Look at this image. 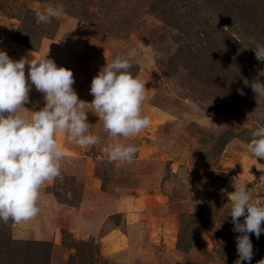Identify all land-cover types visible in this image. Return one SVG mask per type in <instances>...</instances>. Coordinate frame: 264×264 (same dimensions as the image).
Returning a JSON list of instances; mask_svg holds the SVG:
<instances>
[{
  "label": "rangeland",
  "instance_id": "obj_1",
  "mask_svg": "<svg viewBox=\"0 0 264 264\" xmlns=\"http://www.w3.org/2000/svg\"><path fill=\"white\" fill-rule=\"evenodd\" d=\"M50 5L65 15L37 24L35 12ZM257 43L264 0H0V50L13 60L47 55L73 72L84 101L94 99L91 81L107 62L133 53L130 71L145 83L142 115L151 121L112 138L89 109L99 141L79 151L57 133L61 178L41 186L35 218L0 222V264H233L240 234L221 189L243 183L253 203L264 202V160L246 147L264 124L252 114H264V97L250 86L264 81ZM43 106L33 85L24 107ZM116 143L138 148L131 163L109 161ZM249 235L254 254L242 264H257L264 233Z\"/></svg>",
  "mask_w": 264,
  "mask_h": 264
},
{
  "label": "clouds",
  "instance_id": "obj_2",
  "mask_svg": "<svg viewBox=\"0 0 264 264\" xmlns=\"http://www.w3.org/2000/svg\"><path fill=\"white\" fill-rule=\"evenodd\" d=\"M64 15L63 5H50L36 11L35 19L37 24L51 23L52 18ZM253 51L256 59L264 62V44L257 43ZM132 56L133 53L117 55L98 71L90 84L94 99L87 102L79 99L72 87L73 72L58 67L47 55L40 60H13L0 50V222H25L40 213L41 186L61 178L64 151L57 143V133L81 148L98 143L99 137L91 133L87 122V110L95 111L112 138L135 136L150 125V118L142 115L147 90L145 83L130 71ZM178 71L187 74L182 66ZM33 85L43 94L44 106L38 111L24 107ZM250 86L256 97H264V81L254 80ZM190 107L200 111L202 106L191 102ZM21 110L29 115H22ZM254 113L264 118L257 107ZM184 117L189 118V113ZM246 147L251 156L264 160V124L252 132ZM137 151L135 145L116 143L110 146L108 159L131 163ZM233 187L232 193L227 189L221 192L231 202L228 216L234 225L232 231L240 234L236 237L238 258L233 264H242L250 262L254 254L249 234L259 239L264 233V202L253 203L246 184L234 183ZM257 264H264V260Z\"/></svg>",
  "mask_w": 264,
  "mask_h": 264
},
{
  "label": "crops",
  "instance_id": "obj_3",
  "mask_svg": "<svg viewBox=\"0 0 264 264\" xmlns=\"http://www.w3.org/2000/svg\"><path fill=\"white\" fill-rule=\"evenodd\" d=\"M82 100V99H81ZM92 128L90 129V131H91V133H92ZM88 148H90V146H86V147H83V148H80V149H78V151L79 150H82V149H88ZM89 169H88V167H87V171H88ZM85 172V175H84V178H86V177H89V175H90V173H89V171L88 172ZM96 197H97V195H96ZM95 197V201L97 202V200H99V201H101V199L104 197V194H102V195H100V196H98L97 198Z\"/></svg>",
  "mask_w": 264,
  "mask_h": 264
}]
</instances>
